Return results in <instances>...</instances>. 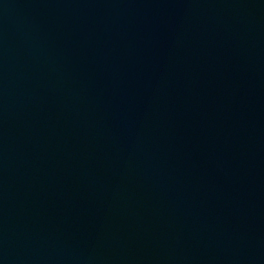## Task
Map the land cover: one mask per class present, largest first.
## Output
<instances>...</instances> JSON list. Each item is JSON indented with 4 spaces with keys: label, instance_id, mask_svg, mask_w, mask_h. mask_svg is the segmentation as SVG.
<instances>
[{
    "label": "water",
    "instance_id": "95a60500",
    "mask_svg": "<svg viewBox=\"0 0 264 264\" xmlns=\"http://www.w3.org/2000/svg\"><path fill=\"white\" fill-rule=\"evenodd\" d=\"M0 264H264V0H0Z\"/></svg>",
    "mask_w": 264,
    "mask_h": 264
}]
</instances>
